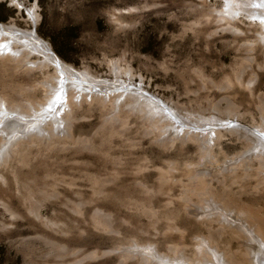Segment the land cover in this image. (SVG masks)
<instances>
[{
	"label": "rangeland",
	"instance_id": "1",
	"mask_svg": "<svg viewBox=\"0 0 264 264\" xmlns=\"http://www.w3.org/2000/svg\"><path fill=\"white\" fill-rule=\"evenodd\" d=\"M17 2L0 0L1 23L33 29L67 66L138 86L182 120L147 115L142 97L108 85L92 97L67 89L41 129L12 130L0 155V264H153L152 252L193 263L213 257L206 245L226 264H254L259 241L241 228L264 235L261 18L232 5L220 14L222 0ZM1 53L0 106L30 120L50 98L47 74L54 84L59 74Z\"/></svg>",
	"mask_w": 264,
	"mask_h": 264
},
{
	"label": "bare ground",
	"instance_id": "2",
	"mask_svg": "<svg viewBox=\"0 0 264 264\" xmlns=\"http://www.w3.org/2000/svg\"><path fill=\"white\" fill-rule=\"evenodd\" d=\"M9 1L13 4L18 5V2H17L18 0H9ZM222 1H223V3H222L223 8L226 7V9H221L219 11L220 14L226 15L228 13L227 7L228 6L230 7V5H232L233 6L232 12L238 11L239 14L244 13L245 16H250V17H253V19H257V20L262 17L260 14V9L264 10V0H222ZM251 2L254 3V5L252 7H249L248 4H250ZM33 8L34 7H31L28 10V14H30V17H32V14L35 13L34 10H32ZM239 14H235V15L238 16ZM250 17H248V18L252 19ZM237 18H239V17H237ZM31 20H32V24L34 25L35 20H33V17L31 18ZM259 24L262 27H264V21H262L261 19L259 21ZM2 34H8V35L11 34L10 35L11 37L8 39L9 41L6 42V39H4L1 36ZM0 36L2 37V38L0 37V52H2L1 54H5V52H8V53H6L7 56H12L13 58H16V56H24V59H25V55H26L28 60H25V61H26V63L28 62L27 64L30 63V67H32V68L34 67V68L40 69L43 66L48 67V63L50 62L52 67L59 74V75H56V77L54 76L55 78H57L56 84L53 83L52 76L47 74V76H46L47 80L45 79L46 82H43L42 84L46 88L50 89V98L49 99L46 98L47 101L44 103L43 106H40V108L38 109V111H39L38 114L34 113L36 115H34V116L32 115L33 119L31 118L30 120H28L27 118L23 119L24 116H22L20 118V117L8 115V113H6L7 111L5 112V106H0V121L2 123L0 125V133L3 132L5 134L4 141H3V137H0V142H1V144H0V155L3 153L2 151H4V149L8 146V144H10V142L13 141L14 137L17 135L16 131L12 132V130H14L16 127L23 126L25 128V124H27V123L38 124V122H39L38 127L40 128V124L44 123L43 119H45L46 117H49L51 114H52V117H55V111L58 110L57 107L59 106L57 101L61 100V98L63 97V93L65 92V90L67 91V89L73 90L75 93H78V94H88V95H90V97H92V95H93L92 91L93 90H94L93 93L94 92L102 93L101 90L103 88H106V86L116 85V87H114L113 89H116V88H120L123 90L129 89L128 93L124 92V91H122V93L123 94L127 93L130 95V97H132L134 99L136 98L137 102H140L139 99L142 97L143 98L142 108H143V110H145V114L149 115V113H150V114H155L156 116H160L165 111L168 114H170L172 117H174L175 119L180 118V116L176 115V113L173 110H171L170 108L166 109L164 104H162V102H160L159 100H157L159 102V105H157L155 98H152L149 95H145V94L140 93V91H139L140 87H138V86H135V85L130 84L129 82H126L123 80L119 81V79H117L118 80L117 83H111L110 84V81L108 79L96 78L94 76H91L88 72H86L84 70L79 71L77 69H74L71 66H67L66 64H64L63 62H61L59 59H57L54 56V54L51 52L49 46L36 35V33L33 29L29 30V29L18 28L13 22H11V23H1L0 22ZM31 55H33L35 60L29 59ZM31 64H33V65H31ZM74 76L76 78L86 77L89 79V81H93L94 84H92V85L87 84V86H85V84L82 81H80V80L78 81L77 79H75ZM70 81H71V83H70ZM66 82H67V84H65ZM118 85H120V86H118ZM127 85H129V86H127ZM54 87H56L55 88L56 93H54V95H53L51 93V91H53L52 89H54ZM62 89H64V90H62ZM85 91H86V93H85ZM122 93H120V94L118 93L117 96L122 95ZM72 95H73V93H72ZM108 95H110V94H108ZM107 97L108 96L105 95V98H107ZM67 98H68V96H67ZM67 102H70V101H67ZM70 103H74V101L70 102ZM133 104H134V106H136V104H139V103H132V105ZM158 109H160L161 111H159ZM165 112H164V114H165ZM5 116H7V117H5ZM9 116H11V117H9ZM177 122H179V121H177ZM219 126L222 127L223 125L221 124ZM242 127L247 129L248 131L252 132L253 134L259 133L256 130L254 131L253 127L244 126V125H242ZM22 131H25V129H22ZM202 132H204V130ZM182 133L185 135V133L187 134L190 132L184 131ZM6 135L8 136V138L6 137ZM10 135H13V136L10 137ZM200 137L203 138L204 140L207 139V136H205V135H200ZM206 146L208 147L209 145H206ZM240 217L241 216L235 217V219L239 220L240 223L241 222L246 223V220L244 218H241V220H240ZM248 226L251 227V225H248ZM248 226H243L244 228L239 227L243 230L244 238L249 241V240H252V238L257 237L259 244H260L259 249L257 251H254V252H253V250L251 251V255L249 256L251 258V261H252L251 263L264 264V262H261V260H260L264 257V251H263V249H264V235H259L255 229L252 230L253 232H251L249 230ZM206 244H207V242H205V244H203V245L205 246ZM206 246L209 248L211 256H213V257L210 256L211 258L209 260H204V261H207V264H224V263L226 264L227 263V262H224L223 256L221 255V253L217 252V250L215 248L211 247V245H206ZM260 250L262 252L257 254V252H259ZM147 256L153 264H205L204 261L202 262L201 260H196V259H195L196 261L193 263L190 261H186L185 258L181 255H177L176 257L173 256L174 258H169V257L161 258L160 256H158L152 252V253H148ZM202 260H203V258H202Z\"/></svg>",
	"mask_w": 264,
	"mask_h": 264
},
{
	"label": "water",
	"instance_id": "3",
	"mask_svg": "<svg viewBox=\"0 0 264 264\" xmlns=\"http://www.w3.org/2000/svg\"><path fill=\"white\" fill-rule=\"evenodd\" d=\"M261 20L264 21V19L261 17Z\"/></svg>",
	"mask_w": 264,
	"mask_h": 264
},
{
	"label": "snow or ice",
	"instance_id": "4",
	"mask_svg": "<svg viewBox=\"0 0 264 264\" xmlns=\"http://www.w3.org/2000/svg\"><path fill=\"white\" fill-rule=\"evenodd\" d=\"M59 103V101H57Z\"/></svg>",
	"mask_w": 264,
	"mask_h": 264
}]
</instances>
